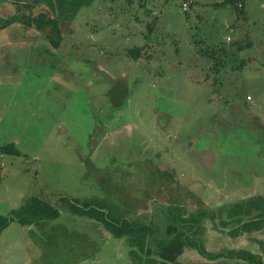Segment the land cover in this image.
I'll list each match as a JSON object with an SVG mask.
<instances>
[{
	"label": "rangeland",
	"instance_id": "rangeland-1",
	"mask_svg": "<svg viewBox=\"0 0 264 264\" xmlns=\"http://www.w3.org/2000/svg\"><path fill=\"white\" fill-rule=\"evenodd\" d=\"M45 1L6 0L0 8V17L19 14L32 25L13 23L0 31V44L11 53H0V146L12 143L19 152L0 154V215L38 197L59 211L57 222L86 235L61 234L63 243L52 245L69 255V263L132 264L126 238L114 239L94 220L70 214L59 198L92 195L116 217L146 224L160 204L178 205L185 217L196 208L264 194V124L235 117L228 130H217L212 119L220 98H244L253 90L249 79L264 80V68L255 67L264 53L239 67L252 51L243 48L224 77L210 70L205 83L190 82V76L201 78L191 66L196 53L220 61L218 48L227 46L224 22L236 18L232 8L211 6L220 0H185L186 9L183 0H144L142 6L141 0H93L64 10ZM257 2L264 0L243 3L248 20L234 19L238 29L226 35L236 38L244 29L252 39L264 35V8ZM53 22L57 40L48 33ZM143 45L138 60L125 58L127 48ZM122 91L119 106L111 107ZM253 91L264 97V88ZM99 189H119L130 209H120ZM201 226L206 251L242 248L264 264V229L231 238L208 220ZM177 263L235 264L187 248Z\"/></svg>",
	"mask_w": 264,
	"mask_h": 264
},
{
	"label": "trees",
	"instance_id": "trees-1",
	"mask_svg": "<svg viewBox=\"0 0 264 264\" xmlns=\"http://www.w3.org/2000/svg\"><path fill=\"white\" fill-rule=\"evenodd\" d=\"M4 1L6 0H0V5ZM31 1L33 2L35 0ZM52 1L59 3L69 10L89 7L93 2V0ZM245 1L220 0L217 4L228 5L238 15L242 12V5ZM143 2L144 0H141L139 5L142 6ZM13 23H22L27 28L32 26L31 19L23 15L15 14L13 16L0 17V31H6ZM46 23L44 21L42 25H47ZM55 26L56 24L53 22L48 33L57 40L59 38L55 35L59 34V32H57ZM153 26L154 20L152 19L146 25V32H150ZM143 47L144 45L127 48L125 54L129 59L136 61L139 59ZM1 52H4L5 57L11 55L7 44L4 42L0 44ZM108 91L107 93L109 95L110 90ZM122 96H125L123 91L119 93V97L115 98V101L111 102V107L119 106ZM0 154L17 156L19 152L12 143H7L0 146ZM83 161L84 164H89L88 157L84 158ZM87 173H83L82 177L88 178L85 177ZM155 182L158 183L157 180ZM102 190L99 189V191ZM111 191L113 192H107L106 190L102 192L108 193L112 200L119 203L120 209L128 211L130 208L126 202L128 199L127 196L121 193L119 189L118 191L115 189ZM95 198L91 196L80 200L60 197L59 202L70 214L87 217L100 224L112 238H126L128 247L127 255L133 264H178L177 258L186 248L195 250L199 256L206 260L224 258L235 264H241L239 262H242V264H263L259 254L242 248L214 252L206 251L200 235L202 229L201 224L206 220L212 224L213 228L218 231L220 229L222 233L231 238L262 231L264 229V194L257 193L248 195L244 198L234 200L231 203L217 206L214 209L196 208V210L189 212L185 217L182 215V211L178 205L168 206L160 204V207H154L156 215L154 211L146 224H139L137 221L130 220L126 217H116L114 214L102 208L100 200ZM58 215L59 211L49 203L38 197L31 196L13 211L5 215H0V233L13 221L55 219Z\"/></svg>",
	"mask_w": 264,
	"mask_h": 264
},
{
	"label": "crops",
	"instance_id": "crops-1",
	"mask_svg": "<svg viewBox=\"0 0 264 264\" xmlns=\"http://www.w3.org/2000/svg\"><path fill=\"white\" fill-rule=\"evenodd\" d=\"M181 2H186L187 7H188L189 2L185 0ZM218 2L213 3L211 6H213V8L219 7V5L217 4ZM45 3L46 5H48V4L57 3V2L45 1ZM58 5L60 4L58 3ZM256 6L263 9L264 3L257 2ZM3 7L4 5H0V8H3ZM58 7L59 8L62 7L64 10L65 9L68 10L66 7L64 8L61 5ZM20 8L26 9V7L24 6H20L18 9ZM3 9H6V8L4 7ZM150 12L151 14L154 13V11H150ZM102 15L105 16L106 13H103ZM234 16L236 18H229L225 20L224 22L225 29L227 32L226 34L238 29V25L236 26L234 24V19L241 18L244 21L248 20L246 13L244 11V4L242 5V12L238 15H236L235 13ZM217 24H220V22H218ZM249 32H250L249 30L247 31V29H244L242 32L237 33L236 38H232L230 36L228 41L225 39L226 36L228 35L225 34L224 42L227 43V46H221L220 48H218L217 55H218V58L220 59V61L218 62H212L206 56L201 55L200 53H196V60L193 64H191V66L195 70H198L201 78L197 77V78L192 79V77L190 76V82L194 86L196 85L198 86V83L200 81L205 83V81H208V76H210L208 74V71L210 70L214 72L215 74H221L220 78L224 77L223 73L225 74L226 70L229 68L230 59L232 60L233 56L237 52L238 54L242 53L243 48H246V50L252 49V51H251V54L246 55L245 59L242 58L240 60L238 66L245 67L255 62L256 60L255 56L258 54L264 53V35L262 33H254L255 38L252 39L253 35H249ZM144 47L142 48L141 53L144 52L143 49H147ZM40 50L41 48H39L38 51ZM29 51L30 53L27 56H29L33 52V50H29ZM212 53H214V51H212ZM125 58L128 59L127 56H125ZM255 63H256L255 67H260L261 69L264 68V61L255 62ZM37 64L38 62L36 63V65ZM49 64L51 66L53 65L52 63H49ZM255 67H252V68H255ZM214 77L217 78V76H214ZM248 83L250 87H253V90L264 88V80L262 82H259L258 80L255 81V80L249 79ZM253 90L250 94H248L249 99H245L244 97V98H238L234 100H230L228 98L227 99L220 98L218 100L217 106L215 107L216 116L212 117L215 128H217V130L224 129V128L228 130V127L230 126V121L235 120V117H239L242 121H244V119L255 120V121L259 120L258 121L259 123L262 122L264 124V111H262L259 107V105L264 106V97L256 95V93H254ZM165 148H167L165 150H170L169 145L168 146L166 145ZM89 197H84V198H89ZM84 198L74 197L73 199L81 200ZM11 211H13V209L9 210L8 212H11ZM55 219H47V220H40V221H29L26 219L23 221L11 222L7 227H5L2 230L4 232L3 233L4 240L0 244V255H1L0 264H19V263L20 264H64V261L67 264H81L80 262L76 263L75 259H73V261L69 263V260H70L69 255L65 254L62 257L59 250L56 249L55 246H54L55 248L52 247V245L63 243L60 240L63 237L59 236L61 234L68 233V234L83 237V238H86V235L82 233H75L74 231L71 232V230L68 228L66 223L57 222ZM80 225H83V226H78V228L80 227L84 228V229L81 228L80 230L88 231L86 230L85 225L83 223H80ZM96 229L99 230L100 228L96 227ZM43 237L44 239L41 241L40 239ZM87 239L90 240L89 238ZM48 249L54 250V251L48 253V251H46ZM17 259H20V262Z\"/></svg>",
	"mask_w": 264,
	"mask_h": 264
},
{
	"label": "built area",
	"instance_id": "built-area-1",
	"mask_svg": "<svg viewBox=\"0 0 264 264\" xmlns=\"http://www.w3.org/2000/svg\"><path fill=\"white\" fill-rule=\"evenodd\" d=\"M186 7H187L186 3H185V2H182V3H181V8H182V9H186ZM225 39L228 41V40H229V36H226ZM245 99H249V96L246 95V96H245Z\"/></svg>",
	"mask_w": 264,
	"mask_h": 264
}]
</instances>
